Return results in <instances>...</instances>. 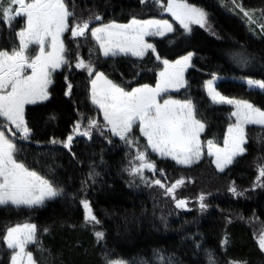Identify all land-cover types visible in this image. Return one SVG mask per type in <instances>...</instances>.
I'll return each instance as SVG.
<instances>
[{
	"label": "trees",
	"instance_id": "trees-1",
	"mask_svg": "<svg viewBox=\"0 0 264 264\" xmlns=\"http://www.w3.org/2000/svg\"><path fill=\"white\" fill-rule=\"evenodd\" d=\"M66 2L77 18L93 17L90 26L112 21L128 23L135 16L167 19L175 30L163 38L150 40L156 53L149 51L143 60L128 56L103 58L96 51L98 46H94L90 34L87 40L76 38L79 47L70 33L65 34L71 69L65 66L53 74L46 102L26 107L25 119L32 135L26 141L19 139L17 145L18 159L64 188L65 195L34 210L0 208V264L11 262V250L2 241L7 227L23 223L37 225L40 243L31 245L30 250L38 264H107L108 260L159 264L154 252L171 257L172 264H208L206 252L209 250L216 264H264V253L256 241L258 228L264 229V187L252 190L258 176L257 165L264 166V129L252 126L246 129L245 155L238 157L224 172H219L208 157L190 168L150 157L158 171L155 176L148 170L144 174L168 186L183 177L184 184L176 189L175 195L188 202L189 210L177 209L172 197L166 196L159 186L149 187L138 179L131 183L133 177L125 169L135 156V147L129 149L116 137H111L110 144L109 134L101 136L95 129L91 139L73 131L78 121L81 130L86 128L88 117L102 122L98 110L90 103V79L94 75L89 78L86 70L75 67L77 53L87 62L89 49H93L96 70L131 90L144 84L155 86L163 67L156 60L157 54L161 60L174 63L191 52L194 58L186 74L187 87L176 97L191 98L197 106L198 117L206 124L203 140L221 144L231 123L232 109L212 104L205 94V82L215 73L220 78L216 89L222 95L248 100L264 110V94L249 91L246 84L248 78L264 80V33L259 27L264 23V0H235V3L233 0H187L209 13L211 27L209 31L193 25L190 34L169 14L161 16L153 0H145L143 4L140 0ZM237 5L255 10L252 11L255 22L250 24ZM97 13L102 21L94 20ZM13 25L0 23V50L10 51L12 41L17 43L15 32L19 27ZM240 52L250 59L247 66H240L234 60V54ZM68 83L72 84V89L65 95ZM135 134L144 145L145 140L138 131ZM69 135L73 140L70 148H65L62 142ZM53 139L60 143H51ZM93 168L99 175L95 183L87 180L85 196V192L80 191L82 181ZM159 170H163V176ZM233 182L238 191H248H244L243 196H233L228 190ZM72 194H77L76 200L70 198ZM201 194L205 195L204 202L208 205L204 212L199 208ZM81 198L90 201L100 221L95 230L105 233L103 240L97 241L91 224L84 225ZM225 237L227 244L223 243ZM197 244L201 246L199 249Z\"/></svg>",
	"mask_w": 264,
	"mask_h": 264
},
{
	"label": "snow or ice",
	"instance_id": "snow-or-ice-1",
	"mask_svg": "<svg viewBox=\"0 0 264 264\" xmlns=\"http://www.w3.org/2000/svg\"><path fill=\"white\" fill-rule=\"evenodd\" d=\"M140 3H145V0H140ZM153 3L160 9L161 16L164 13L169 14L185 33L190 34L193 25L211 31L209 13L202 7L190 4L187 0H153ZM237 7L250 24L255 22L251 14L255 10H246L242 5ZM17 17L25 20V26L15 32L18 43L13 40L10 51L0 50V207L34 210L43 207L46 201L65 195V190L18 159L20 149L15 140L26 141L32 135L25 119L26 105L48 100L53 73L65 66L71 69L65 34L70 33V38L79 47L76 38L87 40L90 31L94 46H98L96 51L103 57L115 58L131 54L143 60L149 51L156 53L155 46L147 42L146 37H163L175 29L167 19H139L135 16L128 23L112 21L90 28L93 17L90 16L86 20L77 18L75 11L69 9L66 0H0V23L10 27ZM94 20L102 21V16L97 13ZM259 27L264 33V23H260ZM92 53L93 49H89L87 62L77 53L75 67L86 70L89 78L95 76L90 79V101L103 114V122L88 117L87 127L81 130V122L78 121L74 126V133L91 139L95 129L101 136L108 133L110 144L113 142L111 137H118L129 149L135 147V156L129 160V167L125 169L129 176L133 177L131 183L138 179L149 187L159 186L166 196L172 197L177 209L189 210L188 202L177 199L175 195L176 189L184 184L183 177L168 186L160 179H149L144 173L148 170L155 176L158 171L155 162L148 158L149 148L161 158H170L177 165L185 167L199 163L205 155L201 133L204 132L206 124L198 117L197 106L191 98L174 99L169 95L172 91L187 87L184 73L192 66L193 53H188L174 63L167 59L161 60L157 54L156 60L164 67L158 73L155 87L144 84L131 90L116 84L104 72L97 71ZM233 58L240 66L250 63V59L243 52L234 54ZM212 77V80L205 82L212 104L232 106L229 119L235 117V120L228 124L222 147L211 139L207 140V155L214 157L212 162L216 169L224 172L238 157L245 155L247 149L244 146L248 143L247 126H260L264 129V110L248 100L222 95L214 86L218 77L215 73ZM246 84L249 91L264 94V80L248 78ZM67 88L65 95L71 93L72 84L68 83ZM136 129L139 136L147 142L143 146L135 135ZM72 140L73 136L69 135L67 140L62 142L63 146L70 148ZM51 143L60 142L53 139ZM135 161H139V164ZM159 171L163 176V170ZM257 171L258 176L252 190L264 187V166L257 165ZM98 175L93 168L87 179L82 181L80 191L85 192V196L87 180L95 183V177ZM228 190L236 197L243 196L244 191H248H238L235 182ZM70 198L76 200L77 194H72ZM198 199L200 211H207L205 195L201 194ZM79 205L84 210V225L91 224L97 241L103 240L105 233L95 230V225L100 221L94 214L90 201L81 198ZM2 241L11 250V264H38L29 248V245L40 243L36 224L23 223L7 227ZM223 243L227 244L226 237ZM258 245L260 251L264 252V234L259 237ZM200 247L199 244L196 245L197 249ZM154 255L159 264H172L171 257H165L159 252H154ZM206 257L208 264H216L215 256L210 250L206 252ZM107 264L125 262L108 260Z\"/></svg>",
	"mask_w": 264,
	"mask_h": 264
},
{
	"label": "rangeland",
	"instance_id": "rangeland-1",
	"mask_svg": "<svg viewBox=\"0 0 264 264\" xmlns=\"http://www.w3.org/2000/svg\"><path fill=\"white\" fill-rule=\"evenodd\" d=\"M252 14V16H253V14L254 13H251ZM14 25L13 26H16L17 24H18V27H19V30L21 29V28H23L24 26H25V20L23 19V18H21V17H17L16 18V20H14L13 22H12ZM172 24V23H171ZM173 25V24H172ZM99 26V25H98ZM91 27H95V26H90V28ZM174 27V26H173ZM171 33H173V32H170V33H167L165 36H167V35H170ZM88 34H90V31H89V33ZM165 36H163V37H165ZM163 37H160V36H149V37H146V41L147 42H149L150 43V40H152L153 38H163ZM17 43H18V38H17ZM101 56L103 57V55L101 54ZM120 56H123V55H120ZM185 56V55H184ZM128 57H133V58H137V57H134V56H131V54H129L128 55ZM183 57V56H182ZM103 58H105V57H103ZM193 58H194V54H193V56H192V59H191V63H192V60H193ZM180 59V58H179ZM164 67V66H163ZM163 67L161 68V70L163 69ZM63 68V67H62ZM62 68L61 69H57L54 73H56V72H60L61 70H62ZM191 67H189L186 71H185V73H184V79L186 80V74H187V72H188V70L190 69ZM160 70V71H161ZM53 73V74H54ZM95 78V76L92 78V79H94ZM159 78V77H158ZM213 78V77H212ZM212 78L211 79H209V80H212ZM220 80V78L218 77V79H216L215 81H214V86H215V88H216V85H217V83H218V81ZM51 86V85H50ZM50 86H49V88H50ZM138 87H140V86H138ZM152 87H155V86H152ZM186 89V87L185 88H181L179 91H172V92H170L169 93V95H171L172 96V98H174V99H180V98H178V97H176V95H178V94H182L183 92H184V90ZM49 90V89H48ZM90 90H91V84H90ZM204 90H205V94H206V96L208 97V94H207V89L206 88H204ZM208 99L210 100V98L208 97ZM47 101V100H46ZM46 101H42V102H37V104H39V103H44V102H46ZM211 101V100H210ZM90 103H91V101H90ZM36 105V104H35ZM27 106H31V105H26V107ZM93 106V105H92ZM217 106H228L229 108H231L232 109V106H230V105H220V104H217ZM26 107H25V109H26ZM94 108H95V106H93ZM98 110V109H97ZM233 110V109H232ZM98 112H99V110H98ZM99 116H100V119H101V121L103 122V114L101 113V112H99ZM235 120V117H232L231 118V122H233ZM250 126H252V127H260V126H253V125H249V126H247V128L248 127H250ZM246 128V129H247ZM6 132H7V130H5ZM13 131H14V129H13ZM136 131H138V129H136L135 130V132ZM139 133V132H138ZM203 133L204 132H202L201 133V140H202V142L204 143V153H205V155L203 156V158L204 157H208V158H210L212 161H213V159H214V157H210V156H208L207 155V141H205V140H203V138H202V135H203ZM136 135V134H135ZM138 139H139V137L138 136H136ZM116 138H118V137H116ZM140 138H142V139H144L143 137H140ZM119 139V138H118ZM18 140L19 139H16L15 140V142H16V144L18 145ZM147 142H146V140H145V144H146ZM140 144H141V146L143 145L141 142H140ZM219 146H223V142L221 143V144H218ZM245 147V146H244ZM141 150H143V147H141ZM148 154H149V156H148V158L151 160V161H153L150 157H152V156H155V157H157L158 159H161V160H169V161H172V162H174L175 163V161H173V160H171L170 158H161L158 154H155V153H152L151 152V149L149 148L148 150ZM202 158V159H203ZM201 159V160H202ZM200 160V161H201ZM213 163V162H212ZM176 164V163H175ZM197 164V163H196ZM177 165V164H176ZM195 165V164H194ZM194 165H192V166H194ZM213 165L215 166V164L213 163ZM177 166H180V167H183V168H190V167H185V166H182V165H177ZM191 166V167H192ZM216 167V166H215ZM229 167V166H228ZM227 167V168H228ZM220 172V171H219ZM54 200V199H53ZM49 201H51V200H49ZM46 202H48V201H46ZM1 208V207H0ZM261 229V230H260ZM258 231H259V233L257 234V243H258V239H259V237L261 236V234H264V229H262L261 227L260 228H258ZM257 231V232H258ZM30 246L31 245H29V248H30ZM262 253H264V252H262ZM10 264H11V262H10Z\"/></svg>",
	"mask_w": 264,
	"mask_h": 264
}]
</instances>
